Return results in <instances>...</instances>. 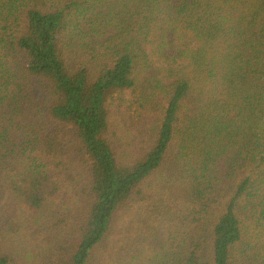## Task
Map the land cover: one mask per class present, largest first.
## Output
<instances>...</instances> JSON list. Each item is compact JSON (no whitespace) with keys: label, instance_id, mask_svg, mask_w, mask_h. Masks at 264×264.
I'll list each match as a JSON object with an SVG mask.
<instances>
[{"label":"trees","instance_id":"obj_1","mask_svg":"<svg viewBox=\"0 0 264 264\" xmlns=\"http://www.w3.org/2000/svg\"><path fill=\"white\" fill-rule=\"evenodd\" d=\"M64 194L54 264L138 206L133 264H264V0H0V203Z\"/></svg>","mask_w":264,"mask_h":264},{"label":"rangeland","instance_id":"obj_2","mask_svg":"<svg viewBox=\"0 0 264 264\" xmlns=\"http://www.w3.org/2000/svg\"><path fill=\"white\" fill-rule=\"evenodd\" d=\"M172 170L173 167H167L164 176L171 173ZM65 197L66 194L48 204L45 211L46 217L42 218L37 227L33 221H30L33 213H28L30 215L28 221L23 220L12 210H6V206L0 203V253L8 254L18 264H54L55 259L52 258L48 242L53 216L58 212H63L67 217V225L70 224L73 217H71V212L65 202V207L62 208ZM5 211L7 214L4 216ZM149 213L148 209L138 206V208L133 207V210L130 209L129 213L124 214L125 219L121 224L125 223L124 227L128 231L115 230L112 238H109L95 252L93 264H133V261L135 262L138 258L137 252L141 253L142 251L132 247L136 241L133 236L137 234L127 232H131L133 225H136L133 221L144 220L149 217ZM132 255L135 256L133 261Z\"/></svg>","mask_w":264,"mask_h":264}]
</instances>
